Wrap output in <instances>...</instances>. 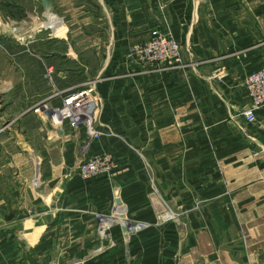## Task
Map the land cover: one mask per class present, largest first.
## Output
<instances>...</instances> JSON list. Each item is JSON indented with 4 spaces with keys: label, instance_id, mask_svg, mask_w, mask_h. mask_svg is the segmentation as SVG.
Masks as SVG:
<instances>
[{
    "label": "crops",
    "instance_id": "crops-1",
    "mask_svg": "<svg viewBox=\"0 0 264 264\" xmlns=\"http://www.w3.org/2000/svg\"><path fill=\"white\" fill-rule=\"evenodd\" d=\"M49 2L43 29L75 46L61 56L72 73L94 78L101 134L54 129L39 183L0 168V264H264V107L252 125L242 117L243 82L264 66V0ZM158 29L180 61L130 55ZM98 154L108 176L76 175ZM112 209L144 227L115 225L104 241L96 215Z\"/></svg>",
    "mask_w": 264,
    "mask_h": 264
},
{
    "label": "rangeland",
    "instance_id": "rangeland-1",
    "mask_svg": "<svg viewBox=\"0 0 264 264\" xmlns=\"http://www.w3.org/2000/svg\"><path fill=\"white\" fill-rule=\"evenodd\" d=\"M44 21L47 18L39 0H0V157L4 160L0 168L19 173L20 180L28 184L39 183L40 179L34 180L38 151L47 147L48 134L66 128V123L52 114L60 106L59 95L68 91L62 89L95 82L92 77H83L81 71L72 73L77 64L62 59V54L75 46L49 41L50 29L33 31L37 22ZM48 67L53 68L50 74ZM97 67L99 63L94 61L78 64V68H87L91 73ZM111 171L96 178L108 176ZM114 226L104 241L110 240L109 232ZM249 241L251 238L246 236L247 245Z\"/></svg>",
    "mask_w": 264,
    "mask_h": 264
},
{
    "label": "built area",
    "instance_id": "built-area-1",
    "mask_svg": "<svg viewBox=\"0 0 264 264\" xmlns=\"http://www.w3.org/2000/svg\"><path fill=\"white\" fill-rule=\"evenodd\" d=\"M130 55L140 62L167 64L180 61L179 44L165 30H154L146 42L134 44L130 48ZM243 87L248 99V104L242 112L246 124L252 125L256 120L257 112L264 107V66L247 75ZM60 106L52 110L55 117L65 122L68 129L78 131L84 129L88 137L97 139L101 132L98 129L99 98L95 82H89L83 87L70 89L59 95ZM113 168L112 159L108 154H100L88 157L81 161L76 172L83 179H93L110 172ZM98 221V236L101 239L107 237V231L113 225H120L115 210L107 215H96ZM122 227V226H121ZM144 225L124 226L128 234L135 229H142Z\"/></svg>",
    "mask_w": 264,
    "mask_h": 264
},
{
    "label": "water",
    "instance_id": "water-1",
    "mask_svg": "<svg viewBox=\"0 0 264 264\" xmlns=\"http://www.w3.org/2000/svg\"><path fill=\"white\" fill-rule=\"evenodd\" d=\"M39 1H40V3L42 4L43 9H44V11H45V16H46V14L48 13V11H49L50 13H53V12H52V5H51V3L49 2V0H39ZM53 15H55V14L53 13ZM46 17H47V16H46ZM115 205H116L117 207H119V206L122 205V204H121V201H120L118 198L115 200ZM10 217H11V216L7 217L5 220H6V221H9Z\"/></svg>",
    "mask_w": 264,
    "mask_h": 264
},
{
    "label": "bare ground",
    "instance_id": "bare-ground-1",
    "mask_svg": "<svg viewBox=\"0 0 264 264\" xmlns=\"http://www.w3.org/2000/svg\"><path fill=\"white\" fill-rule=\"evenodd\" d=\"M47 16H49V17H51L52 18V16H51V13L48 11V13L46 14ZM33 21V20H32ZM34 24V23H33ZM45 26H46V23L45 22H37L36 23V27L33 29V31L34 30H36V29H43V28H45ZM31 33V32H30ZM29 36H30V34H29ZM15 37V36H14ZM18 39V38H17ZM120 211H122V210H119V212ZM123 222H121V226L124 228V226H125V224H126V222H125V220H122ZM124 230V229H123Z\"/></svg>",
    "mask_w": 264,
    "mask_h": 264
}]
</instances>
